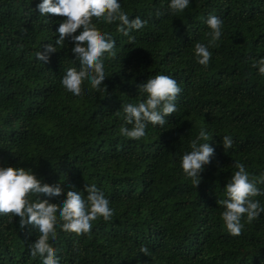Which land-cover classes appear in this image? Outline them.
Here are the masks:
<instances>
[{
    "label": "trees",
    "instance_id": "trees-1",
    "mask_svg": "<svg viewBox=\"0 0 264 264\" xmlns=\"http://www.w3.org/2000/svg\"><path fill=\"white\" fill-rule=\"evenodd\" d=\"M38 2L0 0V166L31 168L41 183L58 186L60 196H39L50 203L70 188L86 195L84 186L95 184L113 209L86 234L55 229L49 246L59 264H264V212L242 220L240 235L230 236L217 203L235 163L253 178L264 172V75L251 66L264 57V0H190L184 11L159 18L154 11L164 12L167 0H120L129 19L147 24L129 33L131 43L116 22L91 18L115 47L104 58L105 93L82 82L79 97L60 84L64 70L77 67L67 37L47 62L35 59L43 44H54L64 19L40 17ZM209 14L223 26L204 67L193 45L207 43ZM160 74L181 89L176 112L164 128L149 125L139 140L120 136L116 111L140 99L136 85ZM201 127L214 151L193 187L178 159ZM223 135L233 139L226 152ZM256 186L264 189V182ZM253 199L264 206V196ZM9 216L0 215V264H40L28 246L38 234ZM142 245L149 255L139 252Z\"/></svg>",
    "mask_w": 264,
    "mask_h": 264
},
{
    "label": "clouds",
    "instance_id": "clouds-1",
    "mask_svg": "<svg viewBox=\"0 0 264 264\" xmlns=\"http://www.w3.org/2000/svg\"><path fill=\"white\" fill-rule=\"evenodd\" d=\"M190 0H167L164 12L154 11L159 18L167 13L174 15L188 8ZM35 9L40 17L46 13L64 17L55 28L58 34L53 43L43 44L35 53V59L47 62L48 55L56 51V46L65 44L66 37L72 42L70 52L72 62L77 67H68L60 77V84L66 92L75 97L82 93V82L95 92H104L105 56L111 57L115 47L114 39L107 32H100L91 23V18L97 22L112 24L116 22V31L127 36L132 43L134 37L129 33L144 27L146 20L139 16L129 19L127 13L121 10L120 0H39ZM207 27V43L195 42L193 58L201 66L207 67L212 53L209 48L218 41L222 34L223 20L209 14L204 20ZM78 34H75L77 29ZM258 74L264 75V57L254 60L251 65ZM139 97L135 103H124L116 111L123 123L119 134L131 140H139L145 136L149 125L164 128L169 114L177 110L175 103L177 94L181 91L177 81L168 75L148 77L136 85ZM85 92L87 89L84 90ZM210 136L203 127L188 141V150L180 154L178 159L182 175L196 187L202 179L204 166L209 163L214 151L208 143ZM223 150L226 152L233 145L229 135L220 136ZM235 171L227 178L222 188L223 199L217 201L221 206L220 219L230 236H239L243 227L242 220L251 222L258 219L264 212V206L256 196H264V189L256 185L264 182V172L258 177H251L241 163H235ZM84 195L80 190L70 188L64 192L63 199L50 203L47 198L60 196L58 186L41 183L31 168L0 166V215L10 214L9 220L18 217V226H31L38 234L30 243L29 253L40 258V264H59L56 250L49 246V241L55 239L56 228L65 233H88L92 221L97 218L108 220L113 209L110 201L95 184L84 186ZM43 194L45 199H40ZM35 197L29 200V196ZM139 252L149 255L145 246H140Z\"/></svg>",
    "mask_w": 264,
    "mask_h": 264
}]
</instances>
